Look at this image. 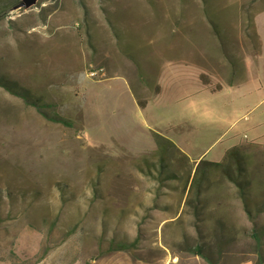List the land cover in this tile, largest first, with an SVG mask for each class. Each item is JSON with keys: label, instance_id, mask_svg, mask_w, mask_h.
Segmentation results:
<instances>
[{"label": "rangeland", "instance_id": "obj_1", "mask_svg": "<svg viewBox=\"0 0 264 264\" xmlns=\"http://www.w3.org/2000/svg\"><path fill=\"white\" fill-rule=\"evenodd\" d=\"M15 6L0 0V78L71 126L0 85V264H208L174 246L200 220L158 181L153 135L183 153L165 156L181 178L238 147L264 201V0ZM210 177L208 214L250 229L237 186ZM250 243L221 264H254Z\"/></svg>", "mask_w": 264, "mask_h": 264}, {"label": "trees", "instance_id": "obj_2", "mask_svg": "<svg viewBox=\"0 0 264 264\" xmlns=\"http://www.w3.org/2000/svg\"><path fill=\"white\" fill-rule=\"evenodd\" d=\"M20 2L21 0L18 2L15 0L16 5ZM4 9L5 7L1 6V10ZM4 16L5 13L0 15V20L3 19ZM0 85L4 86L14 94H20L28 105L36 107L39 112L43 113L50 121L68 127L71 126V123L64 118L58 115L50 116L43 112L42 110H44L47 105L41 103L38 98H34V95L30 90H24L23 93H19L16 86L13 87L12 85H9L3 78H0ZM138 104L141 108H144L146 105L145 102L141 101H139ZM153 137L160 158L157 175L158 181L160 184H164L163 186L171 188L172 191L175 190L182 194L184 193L185 206L193 210V216L195 219L199 218V223H201L200 225L197 223L200 227L196 226L197 229L195 232L197 237H192L193 239H191L194 240L195 244H190L187 233L183 232V241L179 244L175 243L174 246L200 257L208 264H221L222 260L226 257L228 258L230 254H233L232 257L238 256L236 251L234 253H229V247L237 246L240 239H247L251 241L250 244L252 251L250 253L255 256L254 264H264V225L259 224L257 221V217L264 212V201L261 200L262 196L250 197V192L253 189L250 187V182L243 180L244 175H242V173L244 170V158L240 149L238 147H233L228 150L221 162H211L204 158L200 159L195 166L194 173L192 175L189 174L185 178H181L178 173L169 171V169L167 170V160L165 159V156L170 150H177V153L182 155L183 153H181V150L175 145V143L158 133H154ZM232 162L237 165L238 169H236V171L238 173L233 172L231 167ZM154 168L156 169V167H153V169ZM147 170L150 171L152 168L149 166ZM213 172L221 173L237 186L240 191V198L244 203L245 213L248 215L252 225L250 229L245 225H239L228 220L223 215L217 216L211 212L208 214V198L212 193V190L216 187L210 177ZM217 190L218 189H216V191ZM160 208L161 210L170 209V207L166 205ZM253 215L254 218L252 219ZM178 222L180 221L178 220ZM138 240L139 239L136 238L132 243H120L119 245H116V241L113 240L110 250L128 251L137 246ZM246 261H248V259L240 262V264Z\"/></svg>", "mask_w": 264, "mask_h": 264}, {"label": "water", "instance_id": "obj_3", "mask_svg": "<svg viewBox=\"0 0 264 264\" xmlns=\"http://www.w3.org/2000/svg\"><path fill=\"white\" fill-rule=\"evenodd\" d=\"M39 0H21V2L14 7V9H24L28 10L31 7L35 6Z\"/></svg>", "mask_w": 264, "mask_h": 264}]
</instances>
